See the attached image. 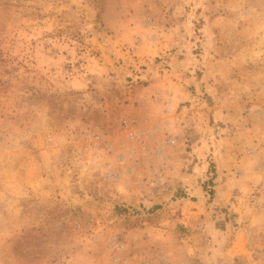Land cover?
I'll return each mask as SVG.
<instances>
[{
    "label": "rangeland",
    "instance_id": "obj_1",
    "mask_svg": "<svg viewBox=\"0 0 264 264\" xmlns=\"http://www.w3.org/2000/svg\"><path fill=\"white\" fill-rule=\"evenodd\" d=\"M0 264H264V0H0Z\"/></svg>",
    "mask_w": 264,
    "mask_h": 264
},
{
    "label": "bare ground",
    "instance_id": "obj_2",
    "mask_svg": "<svg viewBox=\"0 0 264 264\" xmlns=\"http://www.w3.org/2000/svg\"><path fill=\"white\" fill-rule=\"evenodd\" d=\"M239 245V243H237Z\"/></svg>",
    "mask_w": 264,
    "mask_h": 264
}]
</instances>
